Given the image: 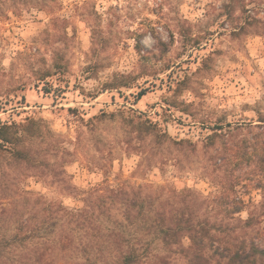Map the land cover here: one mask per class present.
Masks as SVG:
<instances>
[{
	"label": "rangeland",
	"instance_id": "obj_1",
	"mask_svg": "<svg viewBox=\"0 0 264 264\" xmlns=\"http://www.w3.org/2000/svg\"><path fill=\"white\" fill-rule=\"evenodd\" d=\"M6 125L34 160L0 149L6 207L25 197L103 204L126 221L133 193L191 189L210 200L242 174L248 207L237 217L264 227V0H0V132ZM217 132L226 136L205 149ZM215 207L202 213L238 219Z\"/></svg>",
	"mask_w": 264,
	"mask_h": 264
},
{
	"label": "trees",
	"instance_id": "obj_2",
	"mask_svg": "<svg viewBox=\"0 0 264 264\" xmlns=\"http://www.w3.org/2000/svg\"><path fill=\"white\" fill-rule=\"evenodd\" d=\"M144 129L161 142L168 138L166 133ZM1 130L0 149L14 145L18 160L34 163L30 153L20 148L23 140L18 132L9 125ZM225 136L215 133L205 149ZM233 140L230 134L223 143ZM189 146L190 153L198 152L197 145ZM231 178L226 191L210 200L201 201L191 189L145 199L133 193L124 209L126 221L114 220L111 206L103 204L71 210L42 202L41 198L34 202L25 197L23 208L15 202L13 207L0 203V264H176L177 258L185 264H264L262 222L251 213L248 219L237 217L248 207L246 200L237 196L245 177ZM257 188L264 190V184L259 183ZM8 190L4 188L6 194L1 199L12 197ZM112 194L119 199L129 195L123 190ZM174 197H179L178 202L172 200ZM31 204L35 206L28 211ZM39 205L42 208L35 210ZM205 205L207 209L216 206L226 214L225 219H238L212 221L210 215L202 213ZM95 208L104 220L96 215ZM185 240H189L188 246Z\"/></svg>",
	"mask_w": 264,
	"mask_h": 264
}]
</instances>
